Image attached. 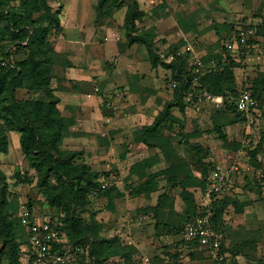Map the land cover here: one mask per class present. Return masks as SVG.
Listing matches in <instances>:
<instances>
[{"label": "trees", "instance_id": "obj_1", "mask_svg": "<svg viewBox=\"0 0 264 264\" xmlns=\"http://www.w3.org/2000/svg\"><path fill=\"white\" fill-rule=\"evenodd\" d=\"M50 1L19 0L18 8L11 9L7 7L8 0H0V39L11 42L5 50L3 49V56L0 58V94L4 93L0 97V116L3 118V121L0 122V154L9 152L8 137L4 131L9 128V125L14 124L20 134L19 144L22 151L29 155L43 174L39 180V186L44 188L42 193L51 208L52 221L57 222L58 229L67 238V243L72 247L79 248L67 264H143L142 260L136 257L139 250L134 243L126 242L118 233L108 234L104 217L97 219L98 212L93 210L94 199L87 196L96 194V198H104L106 200L104 206L113 211L116 199L123 197L125 191H121L115 185L105 187V184L98 179L100 173L91 171L89 166L83 163H78L73 153H68L67 156V153L61 151L58 146L64 134V128L73 119L62 114L58 106L59 98L54 94L50 85L52 78L55 77L53 59L55 56L62 57L61 59L64 61L62 60L61 66L73 67L74 63L68 53L58 50L56 43L53 44L49 39L52 33L58 36L64 33L60 16L63 4L60 2L56 9ZM124 4L127 5V10L121 29L122 36H125L126 46H133L136 43L143 44L148 50L152 68L163 65L171 72L170 80L179 81L176 88L170 87L173 91L172 100L164 104L152 123L142 126L138 130L137 140L150 147H156L165 157L167 156L166 146L175 153L176 150L173 146L175 137L172 133L165 134L166 126H162L168 120V129L170 131L177 129L180 134L183 133L184 140L180 143L187 144L196 154L193 163L197 168H190L192 159H185L186 157L181 156L176 165L171 164L165 169H158L144 176L142 174V179L137 184L129 185V194L148 197L159 191L162 181L172 184L174 188H180L178 195L184 203L182 212L177 210L172 193L163 191L157 193L155 203L140 206L133 216L136 218L141 214L152 217L154 219V236L162 242L163 236L175 234L182 237L181 232L185 223L202 214L200 203L206 189L207 177L220 163L219 158L213 156L209 146L189 141L192 134L199 133H196V130L185 133L187 129L184 118L178 119L172 108L178 107L182 116L184 115L185 110L189 108L185 101V93L192 89V79L196 78L198 82L196 92L207 91L225 97L222 107H212L214 114H231L235 120L230 123L246 122V112L237 107L239 91L243 87L244 81L242 86L238 87L235 85L234 77V68L242 64L243 56L239 52L227 51L225 46V42L238 32L236 24L224 32H219L216 41L219 46L216 50L208 53L209 55H201L199 64L193 62L194 51L189 47V42L180 44L181 47L185 46L184 51L179 50L180 47L176 45V49L173 48L175 59L166 64L159 51L153 49V30L155 32V28L139 32L135 26L136 19L144 14L138 0H97L95 5L96 22H101L104 17H111L113 11ZM240 25L239 27L254 29L248 22ZM254 30V36H251L249 41L260 43L259 38H264V14ZM10 47L16 48V52L24 53V57L16 64L9 61V56L12 53L11 49L8 50ZM208 61L212 62L210 66ZM98 83L101 89L106 85L105 81ZM249 83L264 119V71L257 70L255 75H249ZM92 87L93 85L90 86L91 89ZM20 88L40 94L37 97L35 95L20 97L18 95ZM105 104L103 103V105ZM256 116L258 117L257 114ZM174 124H178V127H174ZM213 130L218 133L222 144L231 145L236 151H246L247 165L252 171L244 174L243 191L253 190L252 187L256 184V190L262 194L264 185L260 188L259 186H261L260 180L264 181V128L258 140H250L247 143L229 140L226 125L222 123H214ZM205 155H208L209 158H203ZM150 166L149 160L141 159L132 164L131 170L138 172L139 169ZM182 167L185 168L184 171ZM195 171H200L201 175L195 174ZM257 171L260 172V175L256 173ZM259 176L261 179L258 178ZM51 177H54L55 185H51L49 181ZM4 178L5 174L0 170V232L3 247L6 248L0 254L2 253L7 259V264H28L26 255L31 249L29 234L25 225L17 222L16 218H12V215L4 209L8 202L7 184L1 183ZM107 178L105 180H108ZM237 187L238 185L235 188ZM198 195L201 196L200 202L197 201ZM238 199L237 190L234 189L232 193L214 196L212 200L213 226L224 231L227 235L222 252H228L229 255L224 260L216 261L210 250L202 247L197 241L181 238L173 244V250L163 244V253L151 257V264H163L166 259H169L171 264H184L181 257L183 253H188L190 260L202 257L207 253L213 264H237L240 255L245 256L252 264H264V255L256 256L259 244L264 238V228L260 226L258 229H249L244 233L241 225L234 229L230 222L224 218L228 214L227 209L232 205L234 212L242 213L247 212L251 207V200L239 201ZM18 227L20 229L19 236ZM228 239L229 242H227ZM112 258L115 262H112Z\"/></svg>", "mask_w": 264, "mask_h": 264}, {"label": "rangeland", "instance_id": "obj_2", "mask_svg": "<svg viewBox=\"0 0 264 264\" xmlns=\"http://www.w3.org/2000/svg\"><path fill=\"white\" fill-rule=\"evenodd\" d=\"M64 1L67 3L63 13L61 10L62 15L60 13V16L65 24L68 37L76 36L78 29L86 33L96 29L97 25L93 24V20L95 11L97 13L95 7L97 0H51L50 3L57 9L59 3L63 4ZM138 2L144 14L136 19L135 26L139 32L155 28V32L153 30L154 48H152L159 51L166 64L173 62L175 59L173 48L176 49V45L180 47L179 50L184 51L185 46L181 47L182 43L190 42L193 45L190 48L194 53L204 56L216 50L219 46L216 42L219 32H224L232 25L243 24L248 21L256 29L261 21V16L264 14V0H138ZM8 3L7 7L11 9L19 6V0H8ZM116 16L115 18H104L101 25H104L105 21L112 26L107 28H105L106 25H104V28L103 26L101 28L97 27L96 32L90 36L94 41L93 47L76 46L70 48L75 52V60H81L85 69L75 70V66H61L64 60L61 59L62 57L55 56V59H53L55 62V77L52 78L50 85L54 90V94L59 98L58 106L62 114L73 119L64 128V134L58 144L61 151H65L67 156L68 153H73L78 163H83L89 166L91 171L100 173L98 179L105 184V187L115 185L121 191H125L123 197L116 199L113 211L104 206L106 201L104 198H96V194H93V196L91 194L87 195L94 199L93 210L96 213L98 212L96 214L97 219L104 217L106 222L113 221L114 229L112 228L108 232L110 235L118 233L126 242L130 243H134L132 239L136 240L137 238L145 242L146 239L153 236L150 228L152 221L149 217L145 219L138 217L139 219L131 221V213L142 205L155 203L157 193L163 191L169 194L172 193L177 210L182 212L184 203L178 195L180 188H174L172 184L162 181L157 193L149 197L141 195L136 198L128 197L131 195L128 193L129 185L137 184L142 179V174L144 176L158 169H165L171 164L176 165L182 155L186 157L185 159H189L190 156L186 153L185 149L188 147L186 144H183V150L178 149L179 145L173 143L175 153L166 146L167 156L165 157L156 147H150L146 143L137 140L139 137L138 130L142 126L152 123L164 104L172 100L173 91L169 86L171 72L163 65H159L157 70L149 68V63H147L150 60L148 50L143 44L136 43L133 46H126L125 36L117 39L123 31L121 27H116L118 24H114V19L117 23L123 20L122 14ZM62 36L63 33L59 36L52 33L49 39L53 44L56 43L60 51L68 50V45L64 43ZM259 40L263 45L264 38H259ZM10 43V40L0 39V58L3 56V49L5 50ZM9 49L12 52L9 56L11 63L16 64L24 57V53L15 51L16 48L10 47ZM252 53L256 54L257 52ZM250 58L245 53L241 58L242 64L234 68L235 85L238 87L242 86L246 71L251 69L249 67L253 62H250ZM90 60L92 61L91 65H88L87 63ZM211 64L212 62L208 61V65ZM87 66L88 73L85 71ZM254 71L257 70L254 69ZM88 81L97 85H99L98 82L105 81L104 88L125 90V95L120 98L115 97L116 104L111 108L107 107L103 105L102 95L93 93L90 97L87 95L89 91L92 92V89L86 88L85 90L84 84L86 83L83 82ZM18 91L20 97L29 95L37 97L40 94L34 91L28 92L22 88ZM107 92H109L108 89ZM3 95L4 93H1L0 97ZM212 107L207 105L202 111L192 109V113H189L187 117L181 116V113L179 114L178 107L172 108V111L178 119L184 118L186 129L193 130V132L196 130V133H199L192 134L191 138L200 137L199 140L205 146L211 148L213 156L219 158V165L225 167L235 160L241 162L240 165L244 169L240 171L243 173L238 178V189L240 191L239 196H242L244 195L242 192L244 174L252 171L246 169L248 160L246 151L238 153L231 145L222 144L217 135L218 133L213 130L214 123L227 125L235 119L234 116L227 113L214 114ZM1 121H3V118L0 116ZM165 122L162 124L163 127L166 126L165 134L172 133L178 142L184 140L183 133L180 134L177 129L170 131L167 127L169 121ZM12 125H9V128L4 131L8 137L9 152L0 154V170L5 174V178L1 183H6L8 188V202L5 204L4 209L12 215V218H16L17 222L19 221L24 225L20 216L22 211L21 200L30 210L35 209L42 217H51L52 212L42 193L44 188L39 186V180L43 177V174L29 155L22 151L18 137H14V135L19 134V131L14 124ZM174 127H178V124H174ZM188 149V151L191 150L190 147ZM194 158H196V155L190 157L192 159L190 168H197L193 163ZM203 158L208 159L209 156L205 155ZM141 159L149 160L151 166L139 169L142 173L139 171L132 172V164ZM182 170L184 171L185 168L182 167ZM256 173L260 175V172L257 171ZM106 178L108 180H105ZM258 178L261 179L260 176ZM49 181L51 185L56 184L54 177L49 178ZM260 183L259 188L264 185L261 180ZM252 189L246 190V192L256 199L257 213L254 211L255 214L250 213L248 216L251 218L263 216L264 218V193L259 192L261 194V198H259L256 184ZM197 201H201L200 195L197 196ZM249 210L250 208L247 212L251 211ZM236 217H241V215ZM234 221L237 223V218ZM261 222L260 226L264 228V219ZM150 232L151 234H149ZM19 234L20 229L18 227V236ZM181 238V236L173 234L163 236L162 242L155 239L151 242H145L147 246L144 247L143 245L144 248H138L139 251L136 257L139 260H141V255L151 258L153 255L160 253L158 251L163 248V244L173 250V244ZM2 241L0 232V252L3 253L6 248L3 247ZM2 253L0 254V264H7V259ZM114 259L112 262H115Z\"/></svg>", "mask_w": 264, "mask_h": 264}, {"label": "built area", "instance_id": "obj_3", "mask_svg": "<svg viewBox=\"0 0 264 264\" xmlns=\"http://www.w3.org/2000/svg\"><path fill=\"white\" fill-rule=\"evenodd\" d=\"M255 30L252 27H238L236 35L232 36L225 42L227 51L239 52L242 56L245 53L258 52L260 45L249 41ZM120 37L118 36L117 39ZM194 63L199 64L200 58L195 55ZM242 62V60H241ZM5 63V62H3ZM244 85L239 91L237 99V107L239 110L246 112L247 123L253 125L257 121L258 101L252 94L251 85L249 83V74L243 76ZM179 85V81L171 79L169 86L174 89ZM198 82L196 78L192 79L191 90L185 93V101L189 108L195 111H202L207 105L213 107H222L225 103V97L221 94H212L207 91L196 92ZM107 89L109 92H107ZM92 92H88V96L99 94L103 97V102L107 107H113L116 102L115 97L120 98L125 95L124 91L112 88L101 89L96 83L92 87ZM256 113V114H254ZM246 139L244 143H247ZM241 162L235 160L228 166L217 164L216 167L209 173L207 177L206 189L202 194L200 203L202 214L188 220L184 229L181 232L182 238L189 241H197L202 247L210 250L213 258L221 262L229 253L222 252V246L226 241L227 235L224 231L216 229L212 223L213 208L212 200L214 196H220L224 193H232L235 187L239 184L238 178L241 167ZM246 169L251 170L247 165ZM22 211L20 216L29 234L31 249L26 255V263L28 264H67L73 258L74 252L78 247H72L67 242L66 236L58 229L57 222L52 221V217L40 216L35 209H29L23 200H21ZM133 218V217H132ZM143 264H151L149 256L141 255ZM163 264H171L169 259H166Z\"/></svg>", "mask_w": 264, "mask_h": 264}, {"label": "crops", "instance_id": "obj_4", "mask_svg": "<svg viewBox=\"0 0 264 264\" xmlns=\"http://www.w3.org/2000/svg\"><path fill=\"white\" fill-rule=\"evenodd\" d=\"M66 3L67 2L64 1L62 13H63V11L65 9V4ZM126 10H127V5L124 4L119 9H116V10L113 11L111 17H114L115 18L116 15L121 16V14H122V20H123L122 22L120 21V22L117 23L115 21V19H114V24L115 23L118 24V25L115 24L117 28H119V27H121L123 25ZM62 13H61V15H62ZM96 17H97V13L95 11V18L93 20L94 21L93 24H96L97 27H100L101 28L103 26V28H104V25H106L105 28H107V27H111L112 26V25H110V23L108 24L105 21H104L105 24L104 25H101V24H103V22H102L103 19L106 18V17H104L101 20V22H99V23L96 22ZM61 21H62V19H61ZM248 23H250V21H248ZM62 24L64 26V33H63L62 38L64 39V43H66V45H68V48H69L68 50H62V51L68 53L70 59L74 63L73 66L76 67L75 70L85 69L82 66L83 62L81 63V60H75V58H74L75 57V52H73V50H70V48L71 47H76V46L83 47V48H89V47L91 48V47H93L94 46L93 45L94 44V41H93L92 37H90V36H92L96 32V30H97L96 25H95L96 29L93 30L92 32L90 31V32L86 33L84 31H82L81 29H78L79 31H78V34H76V36H74V37H68L66 35V27H65V24H64L63 21H62ZM239 26H241V25L238 24V27ZM87 34H89V35L86 36ZM118 36L121 37L122 34H119ZM258 44L260 45V49H259V51L256 54H253L252 52L247 53V55L251 57L250 58L251 59L250 62H253V63H251V67H249V69L251 68L252 70L250 69L249 71H246L249 75H255L254 69L264 71V49H263L264 48V44L263 45L261 43H258ZM56 47L58 49V46L57 45H56ZM189 47H193V45L190 43ZM195 55L196 54L194 53V57H195ZM197 56L200 57V55H197ZM92 60H94V58H92ZM91 62L92 61L90 60L89 63H87V64L88 65H91ZM147 63H149V68H152L151 61L149 60ZM78 66H80V67H78ZM154 69L157 70V68H154ZM85 71H87V73L89 72L88 66H87V68H86ZM83 83H86V84H84V86L85 85L87 86V87L85 86L86 88H90V86H92V85L94 86V84H95L94 82H91V81L83 82ZM90 83H91V85H90ZM174 111H176V110H174ZM192 111L193 110L191 108H187L185 110V113H184L183 116H186L187 117L189 115V113H192ZM180 113L181 112L179 111V114ZM261 115H262V112L260 111V113H259V115L257 117V121H256V123L253 126L249 125L247 122H235V123L227 124L226 125V132H227V135H228V139L229 140H233V141H238V142H241V141L243 142L246 139L248 141H250V140H253V141L258 140L259 137H260V133H261L262 129L264 128V119L262 118ZM181 116H182V114H181ZM192 118H194V117H192ZM194 119L197 120L196 118H194ZM190 131H193V130H188L187 129V132H190ZM19 135L20 134H18V135L16 134V135H14V137L16 136V138L18 137V139H19ZM199 138H198V136L197 137H193V138H190V141L191 142H200V143H202V141L199 140ZM174 143L176 145H179L178 149H183L184 150L183 144H181L180 142H178L176 140V138H174ZM202 144L205 145L204 143H202ZM188 147H186V149H185L186 150V153L192 158L196 154L192 150L188 151L189 150ZM238 153H241V151H238ZM182 156H184V155H182ZM190 157H188V158H190ZM195 174L201 175L200 171H195ZM263 183H264V181H263ZM238 187L236 188V190H237V194L239 196V192L240 191H239ZM262 188H263V193H264V186ZM178 189H179V187H178ZM242 192L244 193V195L239 196V199L238 200L239 201H246L248 199L251 200L252 201V205L250 207V210L251 211L249 210L250 212H245V213H242V212H234V206L232 205V206H230L227 209V213L228 214H226L224 218L227 221L230 222V224L233 226L234 229H236L239 225H241L243 227L242 230L245 233V231H247L249 229L250 230H252V229H258L260 227V224L262 223L261 220H263L264 218H263V216H259V217H255V218H251V217L248 216V214H250V213H254V214H255V212L257 213L256 199L253 196H251V195L249 196L246 191L245 192L243 191V185H242ZM251 194L253 195V193H251ZM140 196L130 195L128 197H136L137 198V197H140ZM144 196H146V195H144ZM258 197L261 198V194L259 193V191H258ZM138 208H137V210H138ZM137 210L134 211V212H132L131 215H130V217H133L134 214L137 213ZM116 215H117V213H116ZM239 215H241V217H236V216H239ZM138 217H140V219H145V218L149 217L150 218V221H152V224H151L150 228L152 230L151 232L153 233V236L150 239L147 237L148 239H146L145 242L146 243L148 241L151 242L152 240L154 241V239L158 241V239L155 238V236H154V219L152 217L148 216V215H141V214ZM138 217H136V218H134V217L133 218H130V220L131 221H134L135 219H139ZM236 218H237V223H235V221H234ZM106 228H107L108 231H111L112 230V228H113V221L112 220H111V222H106ZM151 232L149 234H151ZM132 240L134 241V244L138 248H142L143 245H144V247L147 246L146 243L143 242L144 240H142L140 238H137L136 240H134V239H132ZM227 242H229V239H228ZM158 252H160L159 254H162L163 253V249L159 250ZM261 255H264V238L260 242L259 248H258V252L256 253V256H261ZM181 257H182V262H184V264H213L210 256L207 253L204 256H202V257H196V259H194V260H190L188 253H186V254L183 253L181 255ZM237 264H252V262H250L245 256H241L240 255L238 257V263Z\"/></svg>", "mask_w": 264, "mask_h": 264}]
</instances>
